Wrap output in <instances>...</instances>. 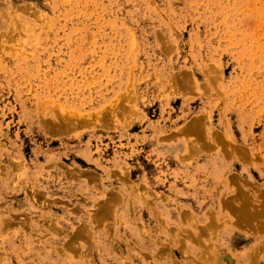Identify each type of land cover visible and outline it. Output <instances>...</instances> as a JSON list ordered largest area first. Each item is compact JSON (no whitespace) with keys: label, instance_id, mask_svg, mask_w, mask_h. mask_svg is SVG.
<instances>
[{"label":"rangeland","instance_id":"374dc122","mask_svg":"<svg viewBox=\"0 0 264 264\" xmlns=\"http://www.w3.org/2000/svg\"><path fill=\"white\" fill-rule=\"evenodd\" d=\"M0 264H264V0H0Z\"/></svg>","mask_w":264,"mask_h":264},{"label":"bare ground","instance_id":"6f19581e","mask_svg":"<svg viewBox=\"0 0 264 264\" xmlns=\"http://www.w3.org/2000/svg\"><path fill=\"white\" fill-rule=\"evenodd\" d=\"M254 208V207H253ZM262 209V208H261ZM241 210V209H240ZM258 210V209H257ZM251 211V210H250ZM260 211V210H259ZM250 213V212H249ZM259 216V215H258Z\"/></svg>","mask_w":264,"mask_h":264}]
</instances>
